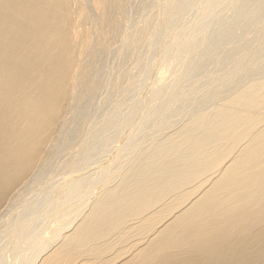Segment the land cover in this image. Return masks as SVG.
Segmentation results:
<instances>
[{
  "label": "bare ground",
  "instance_id": "1",
  "mask_svg": "<svg viewBox=\"0 0 264 264\" xmlns=\"http://www.w3.org/2000/svg\"><path fill=\"white\" fill-rule=\"evenodd\" d=\"M0 264H264V0H0Z\"/></svg>",
  "mask_w": 264,
  "mask_h": 264
}]
</instances>
